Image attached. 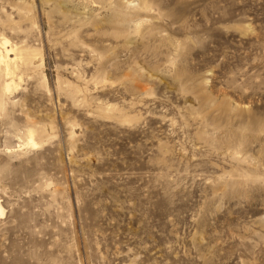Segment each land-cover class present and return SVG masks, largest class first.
Returning <instances> with one entry per match:
<instances>
[{
  "label": "rangeland",
  "instance_id": "rangeland-1",
  "mask_svg": "<svg viewBox=\"0 0 264 264\" xmlns=\"http://www.w3.org/2000/svg\"><path fill=\"white\" fill-rule=\"evenodd\" d=\"M4 41L0 264H264V0H0Z\"/></svg>",
  "mask_w": 264,
  "mask_h": 264
},
{
  "label": "bare ground",
  "instance_id": "bare-ground-1",
  "mask_svg": "<svg viewBox=\"0 0 264 264\" xmlns=\"http://www.w3.org/2000/svg\"><path fill=\"white\" fill-rule=\"evenodd\" d=\"M19 60H20L19 50L17 48L9 45L7 41H4L3 43H1L0 72L7 80L2 87L3 94H6L12 89V86L14 84L13 82L16 76V72L20 67H22V65L19 63ZM28 138H29L28 144L30 146H36L31 133L29 134ZM3 215H4V210L0 205V217H2Z\"/></svg>",
  "mask_w": 264,
  "mask_h": 264
}]
</instances>
